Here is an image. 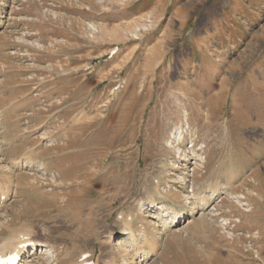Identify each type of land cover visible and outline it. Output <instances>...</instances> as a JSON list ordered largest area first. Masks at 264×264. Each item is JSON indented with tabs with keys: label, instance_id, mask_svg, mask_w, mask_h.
<instances>
[{
	"label": "rangeland",
	"instance_id": "1",
	"mask_svg": "<svg viewBox=\"0 0 264 264\" xmlns=\"http://www.w3.org/2000/svg\"><path fill=\"white\" fill-rule=\"evenodd\" d=\"M0 180L28 264H264V0H0Z\"/></svg>",
	"mask_w": 264,
	"mask_h": 264
},
{
	"label": "bare ground",
	"instance_id": "2",
	"mask_svg": "<svg viewBox=\"0 0 264 264\" xmlns=\"http://www.w3.org/2000/svg\"><path fill=\"white\" fill-rule=\"evenodd\" d=\"M192 139H190V141H189V144L191 145V147L189 149H186V147L183 145L185 142L184 137L181 135H178V137H177L178 143L176 146V150L180 154L179 155L180 157L178 159L181 160V157L184 156L183 161L185 160V158H187V161L185 160V162H188L189 159L190 160H196L193 163V166L196 168L197 166H199L198 165L199 163L197 162V160L199 161V159L203 153L201 152L202 150L199 148V145L196 144L195 141L193 142ZM183 147H185V149ZM186 150L188 151L187 153H186ZM30 161H31L30 158H27L24 160L21 157V159H19V161L14 162V163H12V165L11 164L10 165H11V168L13 170H17L18 168H20L22 166V163H24V164L29 163ZM202 163L203 162H200L201 167H203ZM41 168H39V169H41ZM10 187H11L10 184L7 185V184L1 182V180H0V213L2 211H4V209L2 208L3 205L12 196L13 192L11 191ZM178 221H179V219H177V215L172 210V214L170 216H165V218L161 221L162 222L161 227L163 228V230H168V227H174L176 225V222H178ZM4 223H0V232H2L1 229H2ZM189 223H191V221H188V224ZM23 227L20 226L18 229L13 230V232L15 234H8L6 239H3L4 241H2L0 243V256L2 254H6L7 252H16V254L19 255V257H20L18 264H28L29 263L30 258H32V254L30 255V251L34 252L33 250L36 251L38 249L39 253L47 252V250H46L47 247L43 246V243H39V241L33 240V238H32L33 234L31 233L30 229L25 227V226H23ZM6 229H9V228H6ZM2 236H0V238H2ZM86 260H88V259H86Z\"/></svg>",
	"mask_w": 264,
	"mask_h": 264
}]
</instances>
